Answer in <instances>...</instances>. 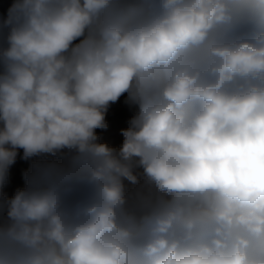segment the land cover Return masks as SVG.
Segmentation results:
<instances>
[{"label":"clouds","instance_id":"obj_1","mask_svg":"<svg viewBox=\"0 0 264 264\" xmlns=\"http://www.w3.org/2000/svg\"><path fill=\"white\" fill-rule=\"evenodd\" d=\"M0 264H264V0H11Z\"/></svg>","mask_w":264,"mask_h":264},{"label":"crops","instance_id":"obj_2","mask_svg":"<svg viewBox=\"0 0 264 264\" xmlns=\"http://www.w3.org/2000/svg\"><path fill=\"white\" fill-rule=\"evenodd\" d=\"M130 116L131 113L123 104V99L120 102L113 104L106 116V120L109 125L108 129L97 130L98 134L101 136L102 141L108 142L113 146H119L123 140L121 129L128 126L127 121ZM27 167L28 164L18 158L16 164L11 168L9 183L5 188V191L9 195H11L17 187H21L23 185L21 173Z\"/></svg>","mask_w":264,"mask_h":264},{"label":"rangeland","instance_id":"obj_3","mask_svg":"<svg viewBox=\"0 0 264 264\" xmlns=\"http://www.w3.org/2000/svg\"><path fill=\"white\" fill-rule=\"evenodd\" d=\"M11 0H0V12H6Z\"/></svg>","mask_w":264,"mask_h":264}]
</instances>
